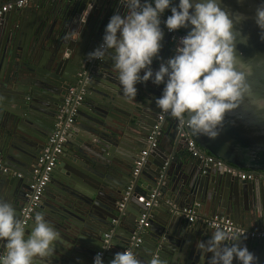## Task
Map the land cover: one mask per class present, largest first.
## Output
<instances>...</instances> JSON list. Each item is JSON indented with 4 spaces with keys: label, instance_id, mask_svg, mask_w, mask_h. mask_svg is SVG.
<instances>
[{
    "label": "water",
    "instance_id": "water-1",
    "mask_svg": "<svg viewBox=\"0 0 264 264\" xmlns=\"http://www.w3.org/2000/svg\"><path fill=\"white\" fill-rule=\"evenodd\" d=\"M87 2L91 0H33L0 17V153L4 166L24 176L34 169L67 88L78 81L79 72L86 71L88 76L84 99L57 163L58 169L68 166L67 172L79 185L66 184L50 193L46 190L24 227L27 236L39 213L60 234L51 254L36 258L34 264H92L97 252L102 253L104 264H109L115 252L125 251L137 238L140 241H135L130 251L142 264H150L153 258L162 264H208L212 254L201 255L195 245L214 230L200 222V213L223 215L243 227L264 228V183L256 178L240 180L204 165L191 155L187 138H192L204 154L226 165L240 171L264 172V128L236 120L226 123L220 134L210 139L193 135L183 121L180 125L166 119L156 147L148 152L128 189L134 161L146 146L160 111L155 98L161 93L148 88L150 80L137 83L140 98L151 100L150 111L141 101L134 111H123L127 98L112 60L87 57L102 38L108 18L116 11L123 13V8L118 0H94L81 24ZM259 3H221L226 10L247 17L236 25L249 36L248 47L241 49L245 55L264 52V40L254 22ZM167 15L170 10L162 16ZM161 28L162 47L158 58H153V70L175 50L171 34L162 24ZM73 29L81 30V38L65 39ZM187 31L175 30L182 34ZM146 91L152 94L147 96ZM24 176L18 178L0 170V199L13 205L17 219L29 194L31 180ZM187 211L196 219L190 221ZM142 214H147L148 225L137 230ZM240 243L254 253L257 264H264L262 240L241 238ZM6 251L5 242L0 240V254ZM233 264H237L235 258Z\"/></svg>",
    "mask_w": 264,
    "mask_h": 264
},
{
    "label": "clouds",
    "instance_id": "clouds-1",
    "mask_svg": "<svg viewBox=\"0 0 264 264\" xmlns=\"http://www.w3.org/2000/svg\"><path fill=\"white\" fill-rule=\"evenodd\" d=\"M94 0L87 2L80 19L83 24ZM123 8L114 12L104 26L102 42L87 54L89 59H111L126 98H135L137 83L149 80L163 84L162 94L155 98L164 113L187 125L195 136L216 138L226 123L240 120L249 126L264 128V52L245 55L249 36L237 24L247 17L221 7L222 0H118ZM170 15L162 21V15ZM186 28L179 37L174 53L156 70L151 67L158 58L164 32ZM254 22L264 40V0L255 9ZM81 30L73 29L65 39L77 41ZM142 73V74H141ZM36 211V210H35ZM34 214V213H33ZM60 234L42 214L32 220L30 234L16 217L11 203L0 199V240L6 254L0 264H34L36 258L51 254L53 242ZM237 234L217 227L206 240L195 247L201 255L211 253L208 264H257L258 258ZM92 264H104L97 252ZM109 264H142L126 250L113 254ZM150 264H162L153 258Z\"/></svg>",
    "mask_w": 264,
    "mask_h": 264
},
{
    "label": "built area",
    "instance_id": "built-area-1",
    "mask_svg": "<svg viewBox=\"0 0 264 264\" xmlns=\"http://www.w3.org/2000/svg\"><path fill=\"white\" fill-rule=\"evenodd\" d=\"M33 0H5L0 3V17L5 13L21 9ZM165 17L162 16V21ZM163 25V22L161 23ZM164 26V25H163ZM165 27V26H164ZM166 32L170 33V42L173 46L176 47L178 43L179 37L185 35L182 33H176L175 31L169 32L165 27ZM102 42V39L98 42L97 46ZM96 46V47H97ZM97 61V59H92ZM81 72L78 83L75 85H71L66 90V95L58 107L56 121L53 126V130L47 138L45 146L42 148L35 162V169L31 176V181L29 183V194L28 199L25 205L20 209L19 220L22 225L25 227L32 217L33 213L41 203V197L43 190L47 183L50 180V175L52 170L58 163L59 156L62 154L63 145L66 140L68 130L77 114L78 107L82 103L84 99L85 92V82L88 80V76H86V71ZM170 118L171 120H176L179 124H182L181 120H178L175 117H172L161 110L157 114L155 124L147 137L146 146L139 152L137 158L134 161V165L132 168L131 179L129 181L128 189L133 186V179L139 174L140 169L144 163L145 157L148 152L156 147L157 140L161 136L163 132V123L164 120ZM182 135H187L185 132ZM187 148L190 151L193 157L200 158L204 165L213 166L214 168L220 169V171L232 174L238 177L240 180H253L258 179L259 181L264 183V172L262 171H240L235 167L224 164L223 162L217 160L216 158L204 154L200 149H198L195 141L192 138H187ZM0 170L4 173H8L14 175L18 178L22 177V173L15 172L11 170L9 167L4 166L1 160L0 153ZM154 194L152 193L149 197L148 201H145V205H150V200L153 198ZM192 211H187V216L190 221L195 219L193 217ZM148 216L147 214H142L139 220L136 222V229L140 230L142 227H146L148 225ZM206 226L215 230V228L219 227L229 234H237L240 238L252 239V238H261L264 237V230L256 231L253 229H248L243 226H240L234 223L228 217L219 214H213L210 217L203 220ZM106 239L109 238V234L105 235ZM135 241H140V238H137ZM135 241H131V243L126 247V250H131V247L134 245ZM7 252V251H6ZM6 252L4 254H6Z\"/></svg>",
    "mask_w": 264,
    "mask_h": 264
},
{
    "label": "crops",
    "instance_id": "crops-1",
    "mask_svg": "<svg viewBox=\"0 0 264 264\" xmlns=\"http://www.w3.org/2000/svg\"><path fill=\"white\" fill-rule=\"evenodd\" d=\"M33 2V1H32ZM28 5V4H27ZM25 7V6H24ZM23 7V8H24ZM102 39V38H101ZM100 39V40H101ZM99 40V41H100ZM91 69H87V71H88V73L89 72H91L90 71ZM82 73H84L83 71H82ZM80 74H81V72H79L78 73V78H79V76H80ZM78 83V81L76 82V83H74V84H72V85H75V84H77ZM71 86V85H70ZM148 88L149 89H152V88H154L155 90H158V85H155V84H150L149 86H148ZM145 94H147V96L148 95H151L152 93H150L149 91L147 92H145ZM154 96L155 95H157L156 93H154L153 94ZM143 102L144 104H145V109H147V110H149L150 111V107L152 106V103H151V100L150 99H146V97H144V98H140V96H139V94H136V97L135 98H127L126 100H125V102H124V108H123V111L124 112H132V111H134V109H135V107H136V105H137V103H139V102ZM58 111V110H57ZM56 115H57V113H56ZM155 121H156V118H155ZM169 127V126H168ZM163 142L167 145V143H166V138H164L163 139ZM66 165V164H65ZM67 168H69L68 166L67 167H60V169H58V167H57V165L55 166V168L52 170V173H51V175H50V180H49V182L47 183V185L45 186V188H44V190H43V193H42V197H44V193L46 192V190H48L49 189V193L50 192H55V191H57V190H59V189H62V187H64L66 184L67 185H71V183L72 184H74V185H79V184H77V183H75L73 180H72V176H70V175H73V174H70V172L68 173L67 172ZM210 168V167H209ZM212 168H214L213 166H212ZM32 169H33V167H32ZM32 169L30 168L28 171H27V175L26 176H24V173H22V176H24V178H25V180H31V176H32V174H33V171H34V169H35V167H34V169H33V171H32ZM218 169V168H217ZM220 170V169H219ZM14 176V175H13ZM52 179H53V183H51L52 182ZM81 187V186H80ZM82 188V187H81ZM41 197V198H42ZM200 215H202V217H199V219L201 220L200 222L202 223H204V221L203 220H205L206 218H208L209 217V215H204V211H202L201 213H200ZM193 217L195 216V215H192ZM195 219H196V217H195ZM194 219V220H195ZM206 225V224H205ZM245 228H248V229H253V230H256V231H261V230H264V228H256V227H246V226H244ZM252 239H259V240H262L263 241V244H264V237H261V238H252Z\"/></svg>",
    "mask_w": 264,
    "mask_h": 264
},
{
    "label": "flooded vegetation",
    "instance_id": "flooded-vegetation-1",
    "mask_svg": "<svg viewBox=\"0 0 264 264\" xmlns=\"http://www.w3.org/2000/svg\"><path fill=\"white\" fill-rule=\"evenodd\" d=\"M163 84H161L160 86H162ZM163 88V87H162ZM158 92L159 93H161L162 94V89L159 87V85H158ZM158 114V113H157ZM156 117H157V115H156ZM155 117V118H156ZM167 119H169V121H172V122H175L176 120H171L170 118H167ZM155 124V123H154ZM154 126V125H153Z\"/></svg>",
    "mask_w": 264,
    "mask_h": 264
},
{
    "label": "trees",
    "instance_id": "trees-1",
    "mask_svg": "<svg viewBox=\"0 0 264 264\" xmlns=\"http://www.w3.org/2000/svg\"><path fill=\"white\" fill-rule=\"evenodd\" d=\"M2 0H0V2H1Z\"/></svg>",
    "mask_w": 264,
    "mask_h": 264
}]
</instances>
